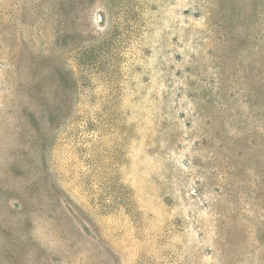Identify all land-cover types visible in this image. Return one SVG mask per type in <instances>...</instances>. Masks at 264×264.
I'll list each match as a JSON object with an SVG mask.
<instances>
[{"label": "rangeland", "instance_id": "rangeland-1", "mask_svg": "<svg viewBox=\"0 0 264 264\" xmlns=\"http://www.w3.org/2000/svg\"><path fill=\"white\" fill-rule=\"evenodd\" d=\"M0 264H264V0H0Z\"/></svg>", "mask_w": 264, "mask_h": 264}]
</instances>
